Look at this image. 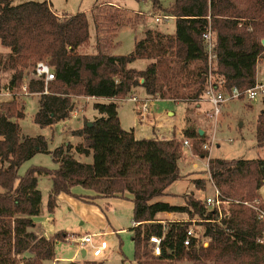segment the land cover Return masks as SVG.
<instances>
[{"label": "trees", "instance_id": "obj_1", "mask_svg": "<svg viewBox=\"0 0 264 264\" xmlns=\"http://www.w3.org/2000/svg\"><path fill=\"white\" fill-rule=\"evenodd\" d=\"M151 1L157 6L159 0ZM104 6L93 16H60L46 1L15 5L13 0H0V44L10 49L0 63L5 71L13 72L7 90L16 95L14 91L24 85L25 71L38 62H46L55 72L47 94L42 81L32 79L27 85L29 93L40 95L37 125L48 128L68 120L75 96L108 101L94 104L100 117L91 126L86 121L82 129L73 131L74 136L83 138L82 144H68L52 152L43 136L22 137L18 121L25 114L16 99L1 104L0 264H43L54 259L55 247L64 239L62 234L47 239L31 231L36 227L34 218L41 214V177L52 183L47 205L51 213L59 195L77 197L72 194L76 187L105 198L124 199L131 195L133 219L139 224L133 239L137 264H264V223L245 204L261 196L264 160H209L215 188L224 200L231 201L227 214L224 209L221 214L210 209L205 201L191 195L185 206L154 202L184 177L179 168L181 142L137 140L133 130L122 129L118 113L119 101L137 88H144L148 96L159 100L197 102L205 85L202 35L209 23L217 33L219 72L226 76L230 87L242 92L252 88L257 79L256 67L264 59V0H173L164 16L175 19V33L148 30L128 56L109 53L124 23V9L112 4ZM130 19L131 28H135L139 23ZM92 28L96 52L83 53L82 49L90 44ZM137 60L151 63L144 71L129 68ZM196 63L199 67L190 72L189 67ZM191 84L198 86L195 93L181 92ZM183 135L193 141L205 137L192 126L185 128ZM256 139L260 147L264 145V114L259 118ZM73 152L92 155L93 163L77 161ZM40 153L50 154L58 169L32 166L21 175V167ZM206 153L200 151L204 158L208 157ZM193 183L198 190L205 189L204 179ZM235 199L241 202L233 203ZM161 213L198 217L209 246L205 247L197 236L185 246L190 224L160 223L157 215ZM152 236L163 238L160 256L152 252Z\"/></svg>", "mask_w": 264, "mask_h": 264}, {"label": "rangeland", "instance_id": "obj_2", "mask_svg": "<svg viewBox=\"0 0 264 264\" xmlns=\"http://www.w3.org/2000/svg\"><path fill=\"white\" fill-rule=\"evenodd\" d=\"M48 2L52 10L60 15H74L77 13H86L88 16H93L105 8L104 5H115L124 9L122 16L124 18V23L121 28L117 31V37L113 38V45L118 43L116 48H109V53L116 56H128L135 51L136 41L141 40L145 37V33L148 30H153L155 32H163L162 34L175 33V20H164L163 18L160 22L156 21V17L164 16L166 9H169L173 4V0H159L157 6L153 5L151 0L145 2H136L134 0H13L14 4H20L25 2ZM101 6V8H98ZM96 8V10H94ZM131 22L137 21L139 23L135 28H131L128 19ZM102 21V20H100ZM113 29V28H112ZM114 33L111 32L110 36ZM96 33L94 28H92L91 41L90 44L82 49L83 53H95L96 52ZM10 54V49L3 47L0 44V62L3 63L5 58ZM0 63V106L4 102L16 99L21 110H24L25 117L18 121L21 129L22 137H38L43 136L48 143V150L50 152L55 149L68 145L70 143H75V136H73V131H76L83 123L93 119L97 115V111L94 109V101L87 102L85 96H75L72 98V102L75 105V110H73L71 117L66 120L57 123L53 127L41 128L35 123V115L39 111V94H31L29 92L25 93L21 88L15 90L16 96L12 93L11 98L5 95L7 92V86L10 83L11 75L13 72L5 71ZM149 62L146 60L136 61L131 68L136 70H145ZM199 64H193L189 67L190 72H195ZM33 68L28 69L24 73V85L30 80L34 79L32 72ZM257 80H264V59L260 61L256 67ZM26 81V82H25ZM23 85V86H24ZM198 88L197 85L191 84L188 88L183 89L181 92L195 93ZM46 89V88H45ZM48 90V88H47ZM131 96H137L139 98H148L157 107V111L165 112L166 110H173L176 113L177 122L180 128L185 126H192L197 131H206L205 137L201 140H191L185 138L182 135L176 140L181 142L182 158L179 161L180 174L184 176L182 180L176 182L171 186L172 193L180 194V200L162 199L156 198L154 202L163 201L173 204H183L187 200L188 196H193L197 200L205 201L206 199L213 197L215 193L214 182L211 180L210 172L207 169V161L212 159H245V160H264V145L259 146L256 139L257 126L259 118L264 114V95L258 97L256 101L249 102L247 99L236 100L227 103L222 111V115L219 118V122L215 127V124L211 121H205V109H199L197 103L180 101L176 103H171L162 100H155L152 96H147L141 88H137L133 91L130 96L122 99L123 101ZM157 99V97H154ZM11 99V100H10ZM159 99V98H158ZM152 103V107L153 106ZM201 106V105H200ZM152 111V110H151ZM119 118L122 129L129 131L136 126H139V116L134 112V105L131 102H119ZM152 113V112H151ZM189 115L191 117H189ZM185 116L189 118L190 122L187 123L186 119H182ZM87 119V120H85ZM143 120V119H142ZM141 120V121H142ZM85 121V122H84ZM177 125V126H178ZM215 129V131H214ZM72 134V135H71ZM215 136V142L213 143V138ZM185 140L190 141V148L183 147L182 142ZM209 145L212 149L210 152L204 150V145ZM214 144V145H213ZM201 152H207V158L200 155ZM86 163L93 162L92 156H84ZM85 159L82 161L84 163ZM32 166L43 167L49 170H56L57 164L53 162L52 156L50 154H37L30 161L26 162L20 169V174L23 175ZM196 166V167H195ZM206 171V172H205ZM190 174L191 176L197 174V176H202L205 180V189L198 190L199 193H190L188 191L193 189L192 182L187 179ZM196 176V175H195ZM39 190L42 193L43 210H47V196L49 199L50 192L52 190L51 180L47 177H41L39 179ZM49 193V194H48ZM183 194V195H182ZM259 198L255 201H247V207L251 210L252 207L264 208V187L260 190ZM182 198V199H181ZM228 204L223 206V212L228 213L230 208V199L225 200ZM233 203H240L239 200H232ZM62 208L68 211V206L63 205ZM212 209V207H209ZM261 208V209H263ZM42 209V206H41ZM264 210V209H263ZM222 212V213H223ZM67 215V214H66ZM109 216V222L111 223ZM186 219L177 218L175 221H169L168 219L157 218L160 223L167 222H186L190 224V229L193 230L194 235L197 236L201 242H205V247L209 246V240L205 238L204 227L202 224L198 223L201 221L198 217L191 219L189 216H184ZM67 220L65 216L60 218V220ZM58 221V219H57ZM128 230L125 234L119 236H110L105 239L110 245L109 252L111 254L107 257L100 258V261L104 264H123L125 260L128 264H134L135 261V245L133 242V234L130 231V224ZM65 229L71 233L69 236L62 234L61 238L63 245L58 247V252L71 254L73 252V246L78 244L80 238H82L86 233H92L93 227L91 224L82 227L81 221L73 219V215L70 218L69 224L65 226ZM79 239V240H78ZM97 239H95L96 242ZM65 242V243H64ZM70 242V243H67ZM87 252V259L93 257L92 250L90 248H83ZM82 249L79 250L80 258H82ZM151 247L148 246V252H150ZM120 251V252H118ZM144 260H147L145 258ZM47 263V262H46ZM52 264V263H47ZM176 264H195L189 261H182Z\"/></svg>", "mask_w": 264, "mask_h": 264}, {"label": "crops", "instance_id": "obj_3", "mask_svg": "<svg viewBox=\"0 0 264 264\" xmlns=\"http://www.w3.org/2000/svg\"><path fill=\"white\" fill-rule=\"evenodd\" d=\"M171 19L175 20L173 17H170L168 20H171ZM161 33H163V32H161ZM166 35H173V33H168ZM147 62H149L148 65L151 63L150 61H147ZM133 64H131L129 66V68H131V66H133ZM148 65H147V67H148ZM131 69H133V68H131ZM138 71H144V70H138ZM141 90L143 92H145L144 88H141ZM10 92L11 91L7 90V92H5V95H7L11 98V96L8 95ZM11 94H12V92H11ZM85 98H86L85 100L87 102H89V101H94L95 103H107L108 102L104 99H98V98H92V97H85ZM38 99H40V97H38ZM162 101H167V102L172 103V101H170V100H162ZM119 102L122 103L124 101L120 100ZM154 104L155 103H153L154 107H152V111H151L152 113L149 114L144 120L138 119L139 120V126H136L135 128L131 129L134 131L135 138L137 140L154 139V140H158V141H163V140L169 141V140H173L175 138L181 137L183 135V131L185 130V128L189 127L190 125L185 126L184 128L183 127L180 128L178 125V122H177L176 113L173 110H168V111L166 110L165 112L162 113V112L157 111V107ZM198 107H199V109L202 110V105L198 106ZM203 107H206V106H203ZM73 109L75 110V105H74ZM134 109H135V107H134ZM99 117H100V115L97 112V115H95L93 117V119L88 120V122L92 123V122H94V120L96 118H99ZM189 117H191V116L189 115ZM184 118L186 119L187 123L190 122L189 118H186L185 116H183L182 119L184 120ZM204 119L206 122L209 121V120H207V118H204ZM85 120H87V119H85ZM83 126H84V123L77 130L82 129ZM131 130H129V131H131ZM214 131H215V129H214ZM203 132L205 135L206 131H203ZM75 137H76L75 143H70V145H72L73 147H76V146L82 144L84 141L82 137H77V136H75ZM73 155L77 161L83 163L82 161L85 159L84 155H79L75 152H73ZM91 156L92 155H90L89 157H91ZM92 158H93V156H92ZM209 159H212V158L209 157ZM84 163H86V159H85ZM92 163L93 162L91 161V162L86 163V164H92ZM58 167L59 166L57 165V169H58ZM195 175L191 176L190 174H187L185 176H188L187 179H189L193 185V189L188 191V192L198 194L199 191L196 188V186L194 185L193 181L197 180V179H203V178H202V176L201 177L197 176V174H195ZM177 182H179V181H177ZM173 185H171V186H173ZM171 186L165 191L163 196L158 198L159 200H162V199L180 200L179 196H181V195L172 193ZM72 194L76 195L77 197L69 196L66 194L59 195L56 199V207L52 213L49 212L48 207H47L48 212L47 211L45 212L43 210L44 199L42 197L41 214L39 217L34 218V222L36 224V227L34 229H32L31 231L34 232L35 234H37L38 236L45 237L47 239H52L57 234H64V236L65 235L69 236L71 233L68 231V229H65V226L67 224H69L70 218L73 215V219H77V220L81 221L82 227H85L89 224L92 225L94 231L92 233H86L84 236H88V235L95 236L94 242H95V239H97L95 242L96 244L100 240L107 241L105 239L106 237L119 236V234L120 235L125 234V232L129 228L128 227L129 224L131 226L130 231H132L131 233L133 234V239H134V235H135L134 229L136 227H138L139 225H134L136 223L133 219V217H134V203L131 201L132 200L131 195L127 194L126 198H124V199H122V198H105V197H102L93 191L85 190L81 187L73 188ZM47 201H48V196H47ZM158 202H163V201H158ZM165 203H168V202H165ZM169 204L173 205V206H185L186 202L183 204H177V205L173 204V203H169ZM47 205H48V203H47ZM63 205L68 206V211H66L62 208ZM65 216L68 218L67 220H62V219L60 220V218H63ZM109 216L111 217L110 218L111 223L109 222ZM184 216H188V215L185 213H161V214L157 215V218H163V219H168L169 221H175V219L177 220V218H179V217L182 219H186V218H184ZM57 219H58V221H57ZM78 242H79L78 244H75L76 246H73L74 250H73V252L71 251V254L69 252L66 254L61 253V255L58 252V247L63 245V243L59 242L55 247L54 259L44 261L43 264H47V263H52V264H70V263L84 264L85 262H97V263L104 264L103 262L100 261V258H103V256L107 257L108 255L111 254V251L109 252V250H111L110 245L107 242L108 243V249L106 251H104L101 256L94 257L92 255L93 257L87 259V252L85 251L86 252L85 256H83V254H82V258H80V254H79V250L81 249L80 240ZM67 243H70V242H67ZM83 251H82V253H83ZM118 252H120V251H118ZM26 256H28V255H26ZM123 264H128V262H126L124 260ZM134 264H137V262L134 261Z\"/></svg>", "mask_w": 264, "mask_h": 264}, {"label": "built area", "instance_id": "obj_4", "mask_svg": "<svg viewBox=\"0 0 264 264\" xmlns=\"http://www.w3.org/2000/svg\"><path fill=\"white\" fill-rule=\"evenodd\" d=\"M168 20L170 17L161 16L156 17V21L160 22L161 19ZM204 53L206 59V67L204 72V91L201 97L198 99L197 103L199 106H206L205 117L207 120L213 122L216 125L219 122V118L222 115V111L224 106L232 101L247 99L249 102L256 101L258 97L264 95V80L258 81L256 79L255 85L246 90L240 91L238 87H230L228 83V79L226 76L219 72L218 65V54L216 51L217 48V33L212 28L209 23L205 32L202 35ZM34 80L42 81L45 83V94L48 93L47 86L48 83L55 80V72L53 68L48 65L46 62H38L32 72ZM29 83V82H28ZM27 84L22 87V90L27 93ZM12 96L11 92L8 94ZM16 96V95H15ZM159 100V99H155ZM131 102L135 109L134 111L139 116L140 119H145L149 114H151L152 110V101L148 98H139L137 96H131L128 99L124 100V102ZM215 142V136L213 138V143ZM183 147L190 148V141L185 140L182 142ZM214 145V144H213ZM212 148L209 145H204V150L210 152ZM209 160L207 161V169L209 170ZM205 204L208 207H212L213 209H217L221 214L223 210V206L228 204L227 201L224 200L221 193L215 189V193L213 197H210L205 200ZM247 205V203H246ZM252 209L256 212L258 220L264 223V210L261 208L252 207ZM139 225V224H134ZM137 228V227H136ZM194 232L192 229L188 230L186 241L184 242L185 246H189L191 242V238H195ZM95 236H84L80 239V247L90 248L92 250V254L94 257H99L103 254L104 251L108 249L107 241L100 240L96 244L94 242ZM150 244L152 245V252L155 256H160L162 252V243L163 238L152 236L150 238Z\"/></svg>", "mask_w": 264, "mask_h": 264}, {"label": "water", "instance_id": "obj_5", "mask_svg": "<svg viewBox=\"0 0 264 264\" xmlns=\"http://www.w3.org/2000/svg\"><path fill=\"white\" fill-rule=\"evenodd\" d=\"M263 45H264V40H263ZM91 125H92V123H88V126H91ZM199 133H200V136H201V137L204 135V132H203V131H199ZM82 254H83V256H85L86 252L83 251Z\"/></svg>", "mask_w": 264, "mask_h": 264}]
</instances>
